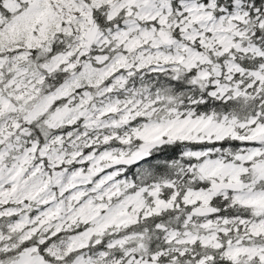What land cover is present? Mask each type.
<instances>
[{"label": "snow or ice", "instance_id": "obj_1", "mask_svg": "<svg viewBox=\"0 0 264 264\" xmlns=\"http://www.w3.org/2000/svg\"><path fill=\"white\" fill-rule=\"evenodd\" d=\"M0 264H264V0H0Z\"/></svg>", "mask_w": 264, "mask_h": 264}]
</instances>
